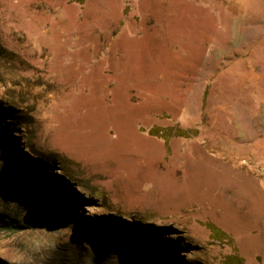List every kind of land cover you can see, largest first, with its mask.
Wrapping results in <instances>:
<instances>
[{
    "label": "rangeland",
    "instance_id": "1",
    "mask_svg": "<svg viewBox=\"0 0 264 264\" xmlns=\"http://www.w3.org/2000/svg\"><path fill=\"white\" fill-rule=\"evenodd\" d=\"M263 172L264 0H0V264H264Z\"/></svg>",
    "mask_w": 264,
    "mask_h": 264
},
{
    "label": "bare ground",
    "instance_id": "2",
    "mask_svg": "<svg viewBox=\"0 0 264 264\" xmlns=\"http://www.w3.org/2000/svg\"><path fill=\"white\" fill-rule=\"evenodd\" d=\"M84 66H86V65H84ZM65 117H63V119H64ZM62 119V120H63ZM58 123V122H57ZM63 124V126L66 128V130H67V132L68 133H70L69 132V130H71L70 129V127L68 126V124L65 122V123H62ZM52 125H53V123H52ZM57 125V124H56ZM55 126V125H54ZM101 142H99L97 139H96V141L94 142V144H100ZM64 145H65V147H67V148H70V149H73V148H75V149H77V150H82V149H84L86 146H88V143L86 142V141H83L82 143H76V142H72V141H70V140H68L67 139V137L64 139ZM242 157L244 158V157H246V155H244V154H242ZM236 158H238V156H236ZM246 161L247 162H241L240 164H239V167L240 168H246V169H249V164H248V161H249V156L247 155V157H246ZM264 173V172H263ZM260 174H262V173H260ZM264 175V174H263Z\"/></svg>",
    "mask_w": 264,
    "mask_h": 264
},
{
    "label": "trees",
    "instance_id": "3",
    "mask_svg": "<svg viewBox=\"0 0 264 264\" xmlns=\"http://www.w3.org/2000/svg\"><path fill=\"white\" fill-rule=\"evenodd\" d=\"M148 250V249H147ZM154 251V250H153ZM134 255H129L128 257H124L123 258V260H124V262H123V264H143L142 262H143V260H140V258H142L141 256L140 257H138V259H137V257H136V259H134L135 257H133ZM144 256H145V254H144ZM133 258V259H132ZM145 258V257H144Z\"/></svg>",
    "mask_w": 264,
    "mask_h": 264
}]
</instances>
